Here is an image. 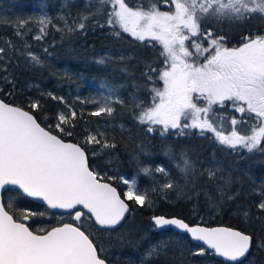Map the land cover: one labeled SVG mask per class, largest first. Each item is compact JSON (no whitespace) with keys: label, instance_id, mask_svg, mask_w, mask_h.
<instances>
[{"label":"snow or ice","instance_id":"6c2138e0","mask_svg":"<svg viewBox=\"0 0 264 264\" xmlns=\"http://www.w3.org/2000/svg\"><path fill=\"white\" fill-rule=\"evenodd\" d=\"M160 4L174 6V10L160 11ZM87 7H95V11L81 14V22L75 27L68 26L69 33L84 30L85 21L104 13L106 22L97 20L96 26L111 28L112 35L117 37L122 31L141 42L157 41L162 45L160 56L163 57L162 67L146 64L147 70L142 73L147 81L144 85H134L138 90L143 87L148 91L151 103L133 94L125 105L117 87L102 83L100 87L107 94L91 101L98 107L90 115L111 116L115 110L113 104H120L134 110L133 119L147 125L148 133L158 131L164 137L173 129L177 131L172 135L187 136L192 133L186 129H198V135L212 133L219 145L237 155L244 151L264 153V35L249 34L242 37L240 46L228 47L225 36L204 26L213 21L242 22L257 14L264 18V0H153L147 9L135 10L126 0H89ZM27 23L17 21V37L24 35L22 30ZM50 23L46 16L39 18L41 34L46 35L45 27ZM34 39L40 40L42 35ZM6 43L9 48H15L10 40ZM6 55V49L0 47V62ZM22 55L33 64L41 63L40 57L31 52ZM96 62L104 64L105 60ZM0 71L6 73L0 79L11 84L14 90L15 81L7 74L5 64L0 63ZM158 81L163 82L162 88L157 86ZM46 95L67 109L58 112L56 123L47 127L41 126L33 114L43 107L39 100H29V110L0 100V264H108L104 256L106 249L96 238V226L116 230L130 212L128 201L151 207L152 192L166 194L167 190L177 189L183 192L180 180L185 187H194L203 178L214 184L220 199L205 195L209 206L217 210L225 198L235 199L228 192L232 176L224 173L219 161L212 158L205 164L194 160L190 149L175 152L171 147L165 155L173 162L178 177L163 164L153 168L151 164H141L139 157H135L137 176L119 178L127 186L122 198L115 187L102 182L101 174L89 163L86 151L78 144L65 141L64 137L73 135L70 129L75 126L77 112L64 97ZM229 107L240 113V118L218 114V108ZM226 120L231 125L227 135ZM245 127L247 130H243ZM86 131L85 143L100 145L101 152L117 147L114 141L105 138V132ZM141 174L152 181L150 189L139 186L137 177ZM157 174L162 180H157ZM8 192L15 193V197L38 200L46 208L33 211L13 198L5 204L4 195ZM253 193L260 197L255 205L257 210L264 212V182ZM49 209L64 210L76 223L30 230L25 221L56 215L49 213ZM243 215L248 218L250 213L245 210ZM58 220H63V213ZM153 221L157 229L174 226L187 234L193 242L194 256H204L211 250V255L223 257L230 264H250L251 250L264 249V238L257 242L252 235L232 228L190 226L179 218L153 217ZM167 246L163 240L150 245L139 264H151Z\"/></svg>","mask_w":264,"mask_h":264},{"label":"trees","instance_id":"16d2710c","mask_svg":"<svg viewBox=\"0 0 264 264\" xmlns=\"http://www.w3.org/2000/svg\"><path fill=\"white\" fill-rule=\"evenodd\" d=\"M88 2L89 0H0V47H4L7 52L5 60L0 63L6 65L7 74L15 81L13 90L11 84L0 79L1 100L21 106L25 110H29V100H39L43 107L35 110L33 114L41 126L47 127L56 123L55 116L58 112L67 109L64 104L46 94L64 97L67 104L77 112L75 126L70 129L73 135L64 137L65 141L80 145L86 151L92 168L101 174L103 181L113 185L122 198L127 186L119 178L137 176L138 163L135 157H139L141 164H151L153 168L163 164L178 177L173 162L165 155L169 147L175 152L183 148L190 149L192 158L205 164L212 159L213 151L219 154L220 161L223 159L226 163L232 162L233 165L254 160L250 162L253 163V170L262 166L264 172V153L256 158L249 155L241 160L235 159L228 156L222 147L215 145L211 137L197 136L195 129H186L185 131L192 133L187 136L172 135L171 133L176 131L173 129L164 137L160 136L158 131L148 133L147 125H140L133 119L134 110L130 107L113 104L115 110L111 116L90 115L98 107L97 103L91 101L100 100L102 95L107 94V90L100 87L102 83L117 87L125 105H128L133 94L146 103H151L148 91L143 87L138 90L134 85H144L147 81L142 73L147 70L146 64L162 67L163 57L160 56L162 45L157 41L141 42L122 31L117 37L112 35L111 28L96 26L97 20L100 23L106 22L107 16L104 13L85 21L84 30L69 33L68 26L75 27V24L81 22V14L95 11V7H87ZM126 2L135 10L137 7L147 9L153 0ZM171 8L170 5H159L160 11H170ZM59 11L63 13L64 21H54L56 26L53 23L48 24L45 29L46 35L42 34L40 40L34 39L39 35V18L43 13L53 18ZM21 20L28 23L22 30L24 35L17 37L15 25ZM204 26L211 28L217 35L225 36L228 47L240 46L242 37L246 35H264V18L258 14L242 22L213 21ZM9 40L15 45L14 49L8 47L6 41ZM27 52L40 57L41 63H31L26 55H22ZM107 54H113L114 57L110 58L106 56ZM121 54H124V59L118 57ZM101 58L105 60L104 64L96 62ZM125 68L127 71H124ZM4 75L6 73L0 71V77ZM160 85L161 81H158L157 86ZM86 130L105 132V138L114 141L117 147L101 152L100 145L85 143L88 135ZM141 149L148 154L144 155ZM93 152L97 154L93 155ZM259 157L261 161H257ZM109 176L116 179H108ZM137 178L142 189L151 188L152 181L148 177L141 174ZM157 180H162L160 174H157ZM179 183L183 192L180 189L167 190L166 194L152 192L151 207L147 205L141 207L134 201H128L130 212L116 230H102L96 227V238L106 249L104 256L108 264H128L127 259L144 254L150 245L161 240L168 245V254L164 257L169 259L160 256L151 264H223L209 253L204 256L192 255V243L187 236L172 231L165 233L157 231L151 223L153 216L175 217L189 225L225 226L250 234L257 242L264 238V212H259L255 206L260 197L253 191L240 190L244 186L249 188L253 186L247 178H242L239 174L233 176L228 192L233 194L235 199L225 198L218 210L209 206L205 193L217 201L220 199V193L215 191V185L209 184L206 178L198 180L194 187H185L183 180ZM10 198L33 211L45 209L28 199L15 197L13 192L5 193L4 203L7 204ZM245 210L250 213L248 218L243 215ZM238 211H241V214ZM59 216L50 214L45 217H32L26 224L31 226L30 230H35L39 227L58 226L59 223H76L69 215L63 216L62 221L58 220ZM263 258L264 249L257 250L254 247L251 250L250 264H263Z\"/></svg>","mask_w":264,"mask_h":264},{"label":"flooded vegetation","instance_id":"af4514ba","mask_svg":"<svg viewBox=\"0 0 264 264\" xmlns=\"http://www.w3.org/2000/svg\"><path fill=\"white\" fill-rule=\"evenodd\" d=\"M217 112H218V114H224L225 116H229V117L235 116L237 118H240V113L235 112L230 107L227 108V109H220V108H218L217 109ZM225 122H227V124H229V128H231L230 121L226 120ZM237 127L239 128L241 126L238 125ZM244 130H247L246 127L244 128ZM194 131H195V133H198L199 132V130H197V129H195ZM197 136H200V137H211L212 140L214 141V144L215 145L222 147L227 152V155L228 156H233L235 159H240L241 160L244 156H249V155L252 158H256V157H258L259 155L262 154L260 152H254V153L249 154L246 151H244L240 155H237L231 149H226L224 146L219 145L218 142H216L213 134L210 133V132L209 133H205V135H203V136L197 134ZM218 155L219 154L216 151H213L212 158H215V160L219 161L220 167L222 169H225L224 170L225 171V174L226 175H229L230 174L232 176V181H233V176L236 175V174H239L242 178H247L250 182L253 183V186L250 187V188L249 187H245V186L244 187H241L240 188L241 191H244V190L253 191V189L255 187H257L260 183L263 182L264 172H263L262 166H261V168L259 167L258 169H254L253 170V165H252L253 163L250 164V162L251 161H254V160H250L249 162H246V163L240 164V165H237V164L236 165H233L232 162L226 163L223 159H222V161H220L218 159ZM257 161H261L260 157L257 158ZM253 176H255L256 178H253ZM25 223H28V220L25 221ZM168 231H170V230H168Z\"/></svg>","mask_w":264,"mask_h":264},{"label":"rangeland","instance_id":"374dc122","mask_svg":"<svg viewBox=\"0 0 264 264\" xmlns=\"http://www.w3.org/2000/svg\"><path fill=\"white\" fill-rule=\"evenodd\" d=\"M64 7V4H62L61 5V8H63ZM170 10H174V6H172V8L170 9ZM42 16H46L47 18H49L50 20H51V23H53L54 24V21H59V22H62V21H64V15H63V13H61L60 11L58 12V13H55L54 14V16H53V18H52V16H50V15H47L46 13L44 14L43 13V15ZM40 25V24H39ZM48 26V25H47ZM46 26V27H47ZM54 26H56L55 24H54ZM42 27V25H40L39 26V35H42L41 33H40V28ZM46 27H45V29H46ZM117 55V54H116ZM106 56H108V57H110V58H113L114 57V55L113 54H107ZM119 58H121V57H124V54H121V56H118ZM163 87V82L161 81V85H160V88H162ZM231 108V107H230ZM232 109V108H231ZM233 110V109H232ZM161 126V125H160ZM162 127V126H161ZM224 128H225V134L227 135L228 134V132H229V124H227V122H224ZM198 130V129H197ZM244 130V129H243ZM251 179V178H250ZM263 182H264V180H263ZM127 188V187H126ZM240 214H241V211H238ZM149 248V247H148ZM167 248H168V246H167ZM167 248H166V250H165V252H162L161 254H160V256H163V258H165L164 256H167V254H168V251H167ZM143 254H137L136 255V257H133V258H129V259H127V263L128 264H139V260H140V258H141V256H142ZM159 256V257H160ZM159 257L158 258H153V260H157V259H159ZM166 259V258H165ZM167 259H169V258H167ZM166 259V260H167ZM263 264H264V258H263Z\"/></svg>","mask_w":264,"mask_h":264},{"label":"water","instance_id":"95a60500","mask_svg":"<svg viewBox=\"0 0 264 264\" xmlns=\"http://www.w3.org/2000/svg\"><path fill=\"white\" fill-rule=\"evenodd\" d=\"M1 100V99H0ZM3 101V100H2ZM5 102V101H4ZM6 103V102H5ZM66 142H69V141H66ZM70 143H72V142H70ZM102 182H104V181H102ZM105 183H107V182H105ZM109 184V183H108ZM111 185V184H110ZM112 186V185H111ZM114 187V186H113ZM117 192H118V190H117ZM119 193V192H118ZM26 199H28V200H30V201H32V202H34V203H37V204H39V205H42V202H40V201H38V200H35V199H33V198H26ZM43 207H45L46 208V205H42ZM48 211H50L51 213H56V214H61V213H63V215H68V213L67 212H65L64 210H52V209H49ZM85 212L87 211L86 209L84 210ZM127 215L128 214H126V217H127ZM153 217H163V216H153ZM153 217L151 218V223H152V225H153V227L156 229V230H158V231H166V230H172V231H174L175 233H177V234H180V235H186L187 236V238L190 240V237L187 235V234H185V233H183V232H181L180 230H177V229H175L174 228V226H166L165 228H162V229H157L155 226H154V221H153ZM165 218H167V217H165ZM170 218H175V217H170ZM126 219V218H125ZM185 222V221H184ZM123 223V221L121 222V224ZM195 225H197V224H195ZM195 225H190V226H195ZM120 225H118L117 226V228L119 227ZM200 226H202V227H207V226H204V225H200ZM97 228H98V226H96ZM217 227H224V228H229V227H225V226H215V227H210V228H217ZM116 228V229H117ZM103 230V229H102ZM234 230H236V229H234ZM191 242V241H190ZM192 244H193V242H191ZM204 247H206V246H204ZM209 253H211V250H209ZM215 259H217V260H220L221 262H223V263H225V264H230V262H227V261H225L224 260V258L223 257H217V256H213Z\"/></svg>","mask_w":264,"mask_h":264},{"label":"bare ground","instance_id":"6f19581e","mask_svg":"<svg viewBox=\"0 0 264 264\" xmlns=\"http://www.w3.org/2000/svg\"><path fill=\"white\" fill-rule=\"evenodd\" d=\"M261 168V167H260ZM165 233V232H164Z\"/></svg>","mask_w":264,"mask_h":264}]
</instances>
